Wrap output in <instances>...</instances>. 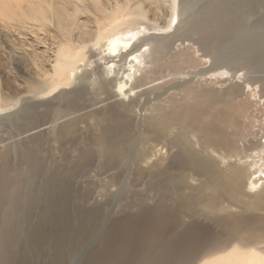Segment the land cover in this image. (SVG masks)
Masks as SVG:
<instances>
[{"label":"bare ground","instance_id":"bare-ground-1","mask_svg":"<svg viewBox=\"0 0 264 264\" xmlns=\"http://www.w3.org/2000/svg\"><path fill=\"white\" fill-rule=\"evenodd\" d=\"M154 2L0 0V264H264V121L157 102L193 35L264 70V0Z\"/></svg>","mask_w":264,"mask_h":264},{"label":"rangeland","instance_id":"rangeland-1","mask_svg":"<svg viewBox=\"0 0 264 264\" xmlns=\"http://www.w3.org/2000/svg\"><path fill=\"white\" fill-rule=\"evenodd\" d=\"M169 5H171L170 0H155L154 4H152L154 8H157V13L159 15L171 10V8H169L171 6ZM179 20L181 24L185 26L188 22V16H180ZM174 24L176 25V20L174 21ZM175 53L185 54L187 63L184 64L178 71H174V74L172 73L170 75L171 77L167 74L166 79L159 81L161 86L163 84V86L165 85L166 87H173L176 84L181 85L180 87L170 89L168 94H164L161 98L157 99V102L165 105L164 106L162 104L163 107L170 110L178 103L187 101L193 102L196 93L205 90L215 89L224 92L227 88L230 89L234 87L235 91L233 101L235 100V111L238 113L237 119H239L237 121L240 122L242 129L244 131H249L251 130L252 123H256V126L262 124V121H264L263 69L237 63L228 67L231 74L236 75L235 78L229 77L230 79L224 78V80H209L204 76L201 77L204 71H215L217 69H215V60L212 53L207 47H202L198 35L190 36L183 42L178 41L176 45H174V49L166 51V56L168 58L170 54L173 55ZM247 84L253 86V90H249L244 93L243 88L246 87ZM259 121H261V123ZM107 209L106 221L105 224H103L104 227H106L112 219H116L120 216V214H122L118 206L113 205ZM78 263H80V260L75 264Z\"/></svg>","mask_w":264,"mask_h":264}]
</instances>
